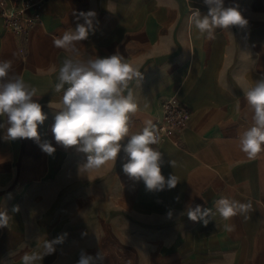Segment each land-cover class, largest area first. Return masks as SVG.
Returning <instances> with one entry per match:
<instances>
[{"label": "crops", "instance_id": "crops-1", "mask_svg": "<svg viewBox=\"0 0 264 264\" xmlns=\"http://www.w3.org/2000/svg\"><path fill=\"white\" fill-rule=\"evenodd\" d=\"M230 4L247 24L216 29L213 38L188 22L194 9L207 14L203 0H44L26 41L0 16V60H11L14 73L38 90L47 115L40 140L56 149L49 155L33 139L6 141L0 129V210L10 217L0 227V264H21L25 252L42 251L57 237L62 242L40 264H78L81 251L100 252L103 264H264V153L249 159L238 147L252 123L244 91L264 75V0H225ZM88 11L96 18L78 44L82 58L119 53L142 74L129 83L138 103L130 134L148 120L155 125L164 100L190 110L177 143L164 139L157 147L162 174L179 181L173 189L148 191L130 179L123 150L115 163L86 172V154L54 140L62 95L54 89L68 53L52 39ZM221 197L252 207L224 221L214 206ZM196 205L210 212L192 221L187 210Z\"/></svg>", "mask_w": 264, "mask_h": 264}, {"label": "clouds", "instance_id": "clouds-1", "mask_svg": "<svg viewBox=\"0 0 264 264\" xmlns=\"http://www.w3.org/2000/svg\"><path fill=\"white\" fill-rule=\"evenodd\" d=\"M203 4L208 9L207 14L201 15L197 8L188 17L189 25L201 35L213 38L216 29L229 30L232 26L247 24L237 4L226 6L225 0H203ZM95 18L94 11L81 12L74 29L64 30L52 39L55 48L68 53L58 68L54 89L62 93L51 128L54 140L64 148L74 147L85 153L86 162L82 167L86 172L110 161L115 163L123 150L127 156L123 172L130 179L142 180L148 191L173 189L179 181L174 175L166 179L162 174L163 154L154 147L160 143L156 126L148 120L141 132L130 134L131 116L137 112L138 103L129 83L134 79L140 81L141 72L119 53L82 58L78 44L94 31ZM38 97V90L14 73L11 60H0V118L5 120L0 123V129H6L3 139H33L51 155L56 149L48 141L41 142L38 132V126L47 119ZM244 97L251 110L252 123L239 135L238 147L247 158L256 159L264 153V75L244 91ZM125 138H128L127 143L123 144ZM214 206L224 221L245 215L252 207L250 202L242 203L228 197L216 200ZM13 211L18 212L19 207L15 206ZM209 212L196 205L187 210V216L196 221ZM171 215L168 212L169 218ZM9 219L7 211L0 210V227H6ZM224 227L226 231L234 229L231 224ZM60 242L61 237L44 241L43 250L25 252L20 258L21 264H40ZM104 259L100 252L93 257L81 251L78 264H95L96 260L103 264Z\"/></svg>", "mask_w": 264, "mask_h": 264}, {"label": "built area", "instance_id": "built-area-1", "mask_svg": "<svg viewBox=\"0 0 264 264\" xmlns=\"http://www.w3.org/2000/svg\"><path fill=\"white\" fill-rule=\"evenodd\" d=\"M44 0H0V16L5 29L21 34L26 41L29 27L40 21ZM162 118L155 124L160 142L164 139L177 143L176 137L185 127L190 114L187 106L170 99L162 102ZM154 147H158L155 145Z\"/></svg>", "mask_w": 264, "mask_h": 264}]
</instances>
